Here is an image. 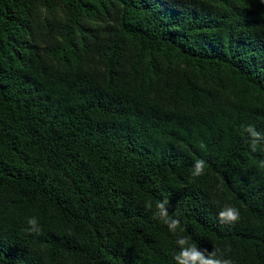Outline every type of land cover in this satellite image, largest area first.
Returning a JSON list of instances; mask_svg holds the SVG:
<instances>
[{"label":"trees","instance_id":"obj_1","mask_svg":"<svg viewBox=\"0 0 264 264\" xmlns=\"http://www.w3.org/2000/svg\"><path fill=\"white\" fill-rule=\"evenodd\" d=\"M249 125L264 136L260 0H0V264H176L177 235L264 264Z\"/></svg>","mask_w":264,"mask_h":264},{"label":"clouds","instance_id":"obj_2","mask_svg":"<svg viewBox=\"0 0 264 264\" xmlns=\"http://www.w3.org/2000/svg\"><path fill=\"white\" fill-rule=\"evenodd\" d=\"M261 4H264V0H260ZM247 132L249 133L251 139L250 146L253 151L256 150L257 144L264 140V136L256 132L254 128L249 125L247 127ZM200 147H204L201 144ZM264 166V165H262ZM206 161L202 159H197L192 167L191 175L193 178L199 177L205 174ZM169 201H161L156 205V211L154 212V218L159 219L163 224H165L168 230L174 235L177 234L179 229L181 232L184 229L181 227V222L179 218H174L168 214L167 207ZM148 208H151L152 205L148 204ZM218 220L221 223L225 224H235L240 220L239 209L232 205H225L217 213ZM27 227L25 231L28 233L39 235L42 232L39 221L37 217L31 216L26 219ZM177 251L173 256L176 264H234L231 258L226 256V252L230 251V248L227 250L214 249L212 252H207L206 250L198 249L196 244L190 242V237L177 235L175 241Z\"/></svg>","mask_w":264,"mask_h":264}]
</instances>
